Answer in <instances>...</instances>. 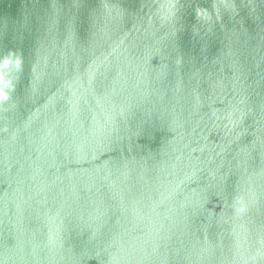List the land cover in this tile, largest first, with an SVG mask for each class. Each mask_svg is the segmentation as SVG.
I'll use <instances>...</instances> for the list:
<instances>
[{
    "label": "water",
    "instance_id": "95a60500",
    "mask_svg": "<svg viewBox=\"0 0 264 264\" xmlns=\"http://www.w3.org/2000/svg\"><path fill=\"white\" fill-rule=\"evenodd\" d=\"M0 264H264V0H0Z\"/></svg>",
    "mask_w": 264,
    "mask_h": 264
}]
</instances>
